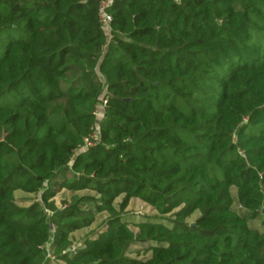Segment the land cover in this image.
I'll return each mask as SVG.
<instances>
[{"label":"trees","instance_id":"trees-1","mask_svg":"<svg viewBox=\"0 0 264 264\" xmlns=\"http://www.w3.org/2000/svg\"><path fill=\"white\" fill-rule=\"evenodd\" d=\"M98 1L0 0V264H264V0Z\"/></svg>","mask_w":264,"mask_h":264},{"label":"rangeland","instance_id":"rangeland-1","mask_svg":"<svg viewBox=\"0 0 264 264\" xmlns=\"http://www.w3.org/2000/svg\"><path fill=\"white\" fill-rule=\"evenodd\" d=\"M31 2H35L36 0H31ZM110 43H114L113 40H111ZM105 84V83H104ZM233 194L235 195V190H233ZM41 193L36 194H27L23 193L21 191H18L15 193L16 199L19 201L22 206H29L32 203H41L40 200ZM76 196L80 199L89 200L86 207L83 208V211L86 213H89L93 216V224L90 228L79 231L73 235V243L75 247L78 245H81L85 243V241L89 238H92L95 234H100L102 232L103 226L106 224L107 220L110 217V213L108 212H101L99 213L97 211V208L101 206L100 203V197L95 192L91 190H85L80 192H73L70 190H62L53 200V204L57 209L64 210L65 208H68L70 204H72V198ZM124 195H120L117 197L113 202V208L116 212H122L124 215H129L133 218H148L152 219L158 216L156 211L147 203L142 201L138 198H132L130 199L126 209L123 211L121 210V206L124 204ZM199 214L195 213L190 219H188L189 223H193L197 218ZM250 226L256 227L258 229H261V231H264L260 227V224L258 221H251L249 223ZM135 230V227H133ZM145 254H131L130 258H142Z\"/></svg>","mask_w":264,"mask_h":264},{"label":"built area","instance_id":"built-area-1","mask_svg":"<svg viewBox=\"0 0 264 264\" xmlns=\"http://www.w3.org/2000/svg\"><path fill=\"white\" fill-rule=\"evenodd\" d=\"M99 6V20L100 24L105 30V32L108 34V42L111 41V24L113 22V17L110 13L111 7L113 6V0H99L98 1ZM107 101L104 100L102 104L98 107V109L95 112V115L98 117H101L102 111L104 110V107L106 106ZM100 142L99 134H94L92 137V141L88 142V145L95 146Z\"/></svg>","mask_w":264,"mask_h":264}]
</instances>
